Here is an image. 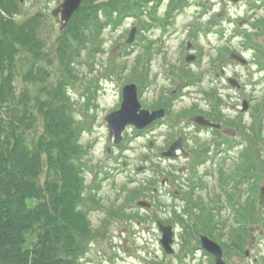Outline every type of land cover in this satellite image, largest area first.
<instances>
[{"label": "rangeland", "instance_id": "1", "mask_svg": "<svg viewBox=\"0 0 264 264\" xmlns=\"http://www.w3.org/2000/svg\"><path fill=\"white\" fill-rule=\"evenodd\" d=\"M19 1L16 21L44 14L40 34L53 58L39 65L52 69L54 79L61 78L66 73L53 47L67 26L62 27L53 11L64 0ZM155 4L153 14L162 23L142 14L126 16L117 26L104 25L100 32L95 29L96 35L87 36L72 53L73 67L64 77L72 117L83 125L87 200L81 208L87 210L95 233L80 263L212 264L200 248V235L206 234L224 247L228 264H264V207L259 203L264 187V0ZM147 6L143 10L152 11ZM134 28L135 39L128 43ZM233 52L248 60L245 68L234 61ZM190 54L197 57L187 61ZM21 57L25 64L28 58ZM230 76L239 79L240 88L229 83ZM16 82L23 80L17 77ZM133 83L143 108L167 105V123L144 131L128 125L122 142L115 144L106 117L120 108L124 86ZM244 99L251 108L247 112L241 110ZM205 114L223 125L221 131L199 128L194 118ZM180 136L184 150L176 158H164L161 152ZM247 163H252L250 169L258 167L260 182L248 177ZM241 165L249 179L240 182L234 174ZM187 192L204 200L215 227L207 232L202 226L197 232L184 228L183 220L187 224L202 213L185 198ZM140 199L150 201L152 208L140 207ZM249 206L254 213L247 211L252 218L244 229L236 214ZM158 222L175 230L173 254L161 245ZM187 242L193 250L181 260L179 250Z\"/></svg>", "mask_w": 264, "mask_h": 264}, {"label": "trees", "instance_id": "2", "mask_svg": "<svg viewBox=\"0 0 264 264\" xmlns=\"http://www.w3.org/2000/svg\"><path fill=\"white\" fill-rule=\"evenodd\" d=\"M151 1L155 0H83L53 47L62 72L73 67L72 53L95 29L100 32L126 16H141ZM20 9L19 0H0V264H81L95 237L87 210L81 208L87 200L81 164L83 125L72 117L66 74L54 79L53 70L46 67L53 57L40 34L44 14L16 21ZM154 10L150 16L157 21ZM24 56L25 64L20 61ZM17 77L22 84H17ZM256 172L260 182L258 167ZM185 194L203 216L196 213L187 224L183 220L184 228L207 232L215 227L204 200ZM248 209L239 208L236 214L244 229L250 221ZM188 244L179 250L181 260L193 250Z\"/></svg>", "mask_w": 264, "mask_h": 264}, {"label": "water", "instance_id": "3", "mask_svg": "<svg viewBox=\"0 0 264 264\" xmlns=\"http://www.w3.org/2000/svg\"><path fill=\"white\" fill-rule=\"evenodd\" d=\"M83 0H64L54 11L53 16L61 18L62 27H66L70 19L73 17L75 12L80 8ZM136 28L133 29L128 43H132L135 39ZM232 58L235 60L246 64L247 60L237 53L231 54ZM195 59L194 55H189L187 60ZM230 82L233 86L240 87V83L237 79L231 78ZM244 109H248V102L244 101ZM165 114L164 110L150 111L148 109H143L138 98V90L136 84H128L123 89V102L121 108L107 115L106 119L108 121L110 129V137L115 138V142L119 143L122 139V132L128 125H134L138 129H143L148 126L151 122ZM196 122L201 125H213L209 120L202 116L196 118ZM219 127V125H213ZM183 149L182 140L175 142L168 151L163 152L165 157H176L178 155L177 151ZM260 203H264V187L260 190ZM138 204L144 207H151V203L147 200H140ZM159 228L162 232L161 244L168 254H173L175 249L174 244V230L171 225H164L159 223ZM201 247L206 252L210 253L214 257L215 264H227L223 258V248L222 246L211 239L207 235H201Z\"/></svg>", "mask_w": 264, "mask_h": 264}, {"label": "flooded vegetation", "instance_id": "4", "mask_svg": "<svg viewBox=\"0 0 264 264\" xmlns=\"http://www.w3.org/2000/svg\"><path fill=\"white\" fill-rule=\"evenodd\" d=\"M244 68L246 67V66H243ZM161 108H163V109H165L166 110V115H168V110L169 109H167V105H163V106H157L156 108H153V109H150V110H152V111H154V110H158V109H161ZM248 110H251V108H250V105H249V109ZM205 117H207V118H209L210 119V116H209V114H205L204 115ZM211 120V119H210ZM166 121V117L165 118H159V119H156V120H154L152 123H150L149 125H148V127L146 128V130H148V129H151V128H154V127H156V126H161V124H163V123H167V122H165ZM213 121V120H212ZM214 122V121H213ZM199 128H202V127H200L199 126ZM223 128V125L220 127V128H215V127H205V128H203V129H208V130H220L221 131V129ZM179 138H183V137H179ZM183 141H184V139H183ZM250 218H252V216L250 217ZM235 247H236V245H235Z\"/></svg>", "mask_w": 264, "mask_h": 264}]
</instances>
